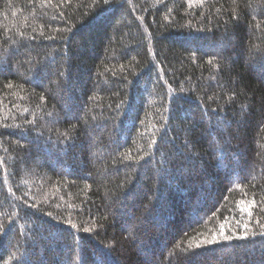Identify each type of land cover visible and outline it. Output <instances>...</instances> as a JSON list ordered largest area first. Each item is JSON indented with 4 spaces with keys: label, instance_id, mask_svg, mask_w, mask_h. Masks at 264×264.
<instances>
[{
    "label": "trees",
    "instance_id": "trees-1",
    "mask_svg": "<svg viewBox=\"0 0 264 264\" xmlns=\"http://www.w3.org/2000/svg\"><path fill=\"white\" fill-rule=\"evenodd\" d=\"M0 264H264V0H0Z\"/></svg>",
    "mask_w": 264,
    "mask_h": 264
},
{
    "label": "rangeland",
    "instance_id": "rangeland-1",
    "mask_svg": "<svg viewBox=\"0 0 264 264\" xmlns=\"http://www.w3.org/2000/svg\"><path fill=\"white\" fill-rule=\"evenodd\" d=\"M11 57L12 56V52L10 53V55H8V57ZM4 62H7V61H4ZM40 143V141H38ZM51 142H48V144H50ZM59 148L57 147V145L55 144L52 148V152H56Z\"/></svg>",
    "mask_w": 264,
    "mask_h": 264
},
{
    "label": "snow or ice",
    "instance_id": "snow-or-ice-1",
    "mask_svg": "<svg viewBox=\"0 0 264 264\" xmlns=\"http://www.w3.org/2000/svg\"><path fill=\"white\" fill-rule=\"evenodd\" d=\"M221 235H223V233H221ZM226 240H230L231 238L230 237H225ZM237 239H247L246 236L244 237H237Z\"/></svg>",
    "mask_w": 264,
    "mask_h": 264
}]
</instances>
